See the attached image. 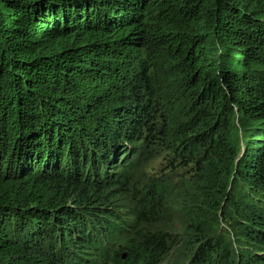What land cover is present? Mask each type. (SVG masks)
<instances>
[{
	"label": "trees",
	"instance_id": "16d2710c",
	"mask_svg": "<svg viewBox=\"0 0 264 264\" xmlns=\"http://www.w3.org/2000/svg\"><path fill=\"white\" fill-rule=\"evenodd\" d=\"M142 140L200 182L192 264H264V0H0V264L164 261L167 185L133 210L106 196L132 185Z\"/></svg>",
	"mask_w": 264,
	"mask_h": 264
},
{
	"label": "rangeland",
	"instance_id": "374dc122",
	"mask_svg": "<svg viewBox=\"0 0 264 264\" xmlns=\"http://www.w3.org/2000/svg\"><path fill=\"white\" fill-rule=\"evenodd\" d=\"M182 90L179 81H172L171 77H167L165 74L162 75V94L166 108L170 107L172 102L177 104L170 121V124L177 129H180L183 123L187 122L185 112V107L187 106L186 98L183 95L180 96L183 92ZM171 108L172 107L169 109ZM162 120L163 117L161 115V119L158 121L160 126L162 125ZM245 133L246 130L239 127L237 134L232 138V143L243 148L246 143L242 142ZM159 142L160 141L155 144L150 142L151 144H147L148 141L142 140L135 145V147L138 146L137 150L140 152L131 158L133 164L136 165V178L129 188L123 186H121V188L115 187L110 189L106 196L111 199L109 202L111 207L133 210V203L130 200L133 193H136V190H139L145 184H151V182L167 185V201L163 205V217L160 222L155 223V225L151 227L155 228V231L161 230L166 232L170 237L171 252L160 264H192L191 242L187 235L193 231L190 229L191 226L189 224L192 216L190 214L187 215V210L188 207H191L190 201L196 203L199 196H201L200 190L197 189L200 182L196 181L194 184L188 182L189 178L185 177L190 171V168L183 164L179 154V157L174 155L170 151L164 149V146ZM170 150L173 152V149L170 148ZM204 163L205 161H202V164ZM203 167H205V165H203ZM113 172L123 173L120 168H116ZM202 172L203 169L201 170V173ZM183 181L185 182L184 185L181 183ZM180 183L182 187L178 189L177 186ZM129 214L131 213L129 212ZM133 220L134 218L131 219V223H133ZM207 221L208 223L211 222L213 225L215 224V219ZM220 223L221 227H223L224 223L222 221H220ZM142 227L150 229L148 225L145 224L142 225ZM128 230L130 231L128 236L121 235L117 238L119 243H124L126 240L134 237L135 233H133V230ZM91 258L96 260V257Z\"/></svg>",
	"mask_w": 264,
	"mask_h": 264
}]
</instances>
